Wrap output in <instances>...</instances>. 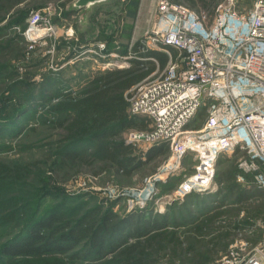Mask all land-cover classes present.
Here are the masks:
<instances>
[{
    "label": "rangeland",
    "instance_id": "obj_1",
    "mask_svg": "<svg viewBox=\"0 0 264 264\" xmlns=\"http://www.w3.org/2000/svg\"><path fill=\"white\" fill-rule=\"evenodd\" d=\"M76 1L25 0L18 3L13 12L18 21H25L31 13L46 8H50L52 18L63 16L65 12V27L78 35L77 40L47 38L34 49L16 41L0 50V164L12 167L16 174L14 177L0 174V216H15L8 224L0 221V248L3 243L19 237L21 232H27L32 222L55 207L72 218L76 226L81 225L79 220L87 216L85 226H92V230H96L101 217L107 212L116 214L118 218L142 215L147 221L163 216L172 212L171 208L177 201L172 191L191 172L190 157L185 158L179 175L165 181L155 178L161 172L165 161L163 156L143 165L129 177L105 167L93 156L74 164H62L58 160L56 153L63 145L65 135L56 124L63 118L72 117V114L45 116L46 105L43 103L46 98L32 101L30 94L40 92L43 85L53 90L59 87L77 89L95 73L129 66V59L125 56H128L130 47L152 28L157 3V0H103L76 11ZM255 1L235 0L234 5L247 11ZM132 2L136 5L133 6ZM64 29L59 28L60 35ZM14 31L17 33L18 28ZM96 41L104 42L107 52L112 51L117 56L110 60L99 59L89 52L83 53L89 42ZM78 49L83 53L82 59L61 67L63 58L69 52L76 55ZM170 53L176 55L175 52ZM163 70L155 69L147 79L158 77ZM56 81L58 84L54 88ZM47 120H51L50 123ZM127 134L122 132L120 137L126 138ZM137 148L145 152L150 146L137 145ZM85 149L83 151L88 153L92 151L87 147ZM244 153L235 157L229 152L222 153L218 165H215V173L236 165L237 184L252 192L253 196L242 206L245 213L247 210L256 211L257 215L253 218L255 224L251 228L252 223L241 221L243 213L238 217L241 221L239 230L236 229L232 235L233 239L241 237L249 242L260 235L257 224L264 218V187L256 186L255 182L258 172L264 174V165L251 163ZM253 186L258 188L251 189ZM215 189L216 186L211 185L205 195H213ZM226 220L233 222V218ZM244 230L252 234L248 235ZM91 245L92 240L87 236L74 252L55 255L59 263L56 260L51 264H99L109 258L104 248L89 254ZM75 255L80 257L75 258ZM157 260L158 264H168L165 259ZM0 264H6L1 255ZM210 264H215V261Z\"/></svg>",
    "mask_w": 264,
    "mask_h": 264
},
{
    "label": "trees",
    "instance_id": "obj_2",
    "mask_svg": "<svg viewBox=\"0 0 264 264\" xmlns=\"http://www.w3.org/2000/svg\"><path fill=\"white\" fill-rule=\"evenodd\" d=\"M22 1L25 0H0V50L10 47L16 41L28 46L21 34L14 31L16 28L22 31L27 25V20L15 19L13 12ZM174 1L203 16L205 23L210 24L217 6L226 0ZM132 5L136 4L132 2ZM55 18L54 16L52 21ZM139 45L140 40L128 50L135 54V58L128 60V67L95 73L77 89L59 87L53 90L42 84L40 92L30 94L32 101L46 98L47 101L43 103L46 105L45 116L72 114V117L63 118L56 124L57 129L62 130L65 135L63 145L56 153L62 164L85 162L86 157L93 156L103 162L105 167L129 177L158 157L166 159V142L151 145L144 152L136 144L127 143L125 138L120 137L122 132L150 128L147 117L129 115L127 98L135 85L145 80L155 69L163 70L168 62L166 53L151 49L139 52ZM80 52L78 49L77 54ZM170 52L174 53L173 50ZM125 53L126 51L123 55ZM76 55L69 52L66 57ZM141 58H153L155 61ZM57 84L56 81L53 87ZM205 115L206 109L203 107L187 128L200 127ZM47 121L50 123L51 120ZM86 147L92 150L91 153L83 151L87 150ZM243 153L235 149L231 154L235 157ZM235 167L236 165L215 173L212 185L216 189L213 195L191 192L182 200L176 201L171 208L172 212L148 221L142 215L118 218L116 214L107 212L101 217L96 230H92V226H85L87 216L79 220L83 226H76L72 218L55 207L32 222L27 232H21L16 239L3 243L0 255L6 264H51L57 260L55 255L74 252L75 247L89 236L92 240L89 254L98 253L103 248L107 251L109 258L99 264H158V258L165 259L168 264L216 263L235 240L232 235L236 229L239 230L241 221L252 223V228L255 224L253 218L257 215L252 210L244 212L243 203L253 195L249 189L237 184L238 173ZM0 174L3 177L16 175L12 167L1 164ZM256 186L251 189L259 187ZM243 213L241 221L238 220ZM4 215L0 216L3 223L8 224L14 220L13 214ZM227 218H233V222H226ZM244 232L247 233L246 230ZM247 234L251 235L252 232ZM259 238L260 235L249 242L255 243Z\"/></svg>",
    "mask_w": 264,
    "mask_h": 264
},
{
    "label": "built area",
    "instance_id": "obj_3",
    "mask_svg": "<svg viewBox=\"0 0 264 264\" xmlns=\"http://www.w3.org/2000/svg\"><path fill=\"white\" fill-rule=\"evenodd\" d=\"M234 1L219 4L206 24L203 16L183 4L157 0L152 28L140 39L139 52H164L168 62L161 75L130 90L129 115L147 117L150 128L129 131L125 140L168 144L155 177L161 181L179 175L185 158L192 159L191 172L172 191L176 200L211 189L222 153L238 149L251 163L264 165V0H256L247 11L237 9ZM52 16L50 8L31 13L26 27L18 29L28 49L56 36ZM86 52L99 59L113 60L115 55L101 41L89 43ZM127 55L126 59L135 58L131 52ZM203 107L201 126L187 129ZM255 182L263 188L264 174L258 172ZM257 226V242L235 239L215 264H264V220Z\"/></svg>",
    "mask_w": 264,
    "mask_h": 264
},
{
    "label": "crops",
    "instance_id": "obj_4",
    "mask_svg": "<svg viewBox=\"0 0 264 264\" xmlns=\"http://www.w3.org/2000/svg\"><path fill=\"white\" fill-rule=\"evenodd\" d=\"M88 7V6H87ZM86 8V7H85ZM82 9H84V8H82ZM82 9H78L77 7H76V11L78 10V11H80V10H82ZM65 17H67L66 16V13L64 12V15L63 16H61V15H58V17H56L55 19H53V23L56 25V36H55V38L57 37V39L59 38V39H63V40H65V41H72V40H77V38H78V35L77 34H75L73 31H72V29L71 28H66L65 26H66V23H67V20L66 19H64ZM60 27H62L63 29H64V32H63V34H59V28ZM63 35V36H62ZM90 43V42H89ZM88 43V44H89ZM87 44V45H88ZM82 55H78L77 57H64L63 58V62H62V64H61V67H66V66H69L70 64H72L73 63V61L75 60V61H77L78 59L79 60H81L82 58ZM74 61V62H75Z\"/></svg>",
    "mask_w": 264,
    "mask_h": 264
},
{
    "label": "water",
    "instance_id": "obj_5",
    "mask_svg": "<svg viewBox=\"0 0 264 264\" xmlns=\"http://www.w3.org/2000/svg\"><path fill=\"white\" fill-rule=\"evenodd\" d=\"M101 1H103V0H77L75 2V6L78 9H82V8H85V7L89 6V5H92V4L101 2Z\"/></svg>",
    "mask_w": 264,
    "mask_h": 264
}]
</instances>
